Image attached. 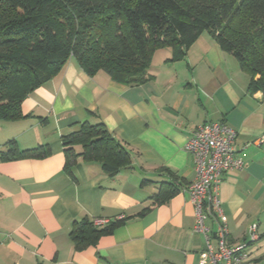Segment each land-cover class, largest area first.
Listing matches in <instances>:
<instances>
[{"label": "crops", "instance_id": "1", "mask_svg": "<svg viewBox=\"0 0 264 264\" xmlns=\"http://www.w3.org/2000/svg\"><path fill=\"white\" fill-rule=\"evenodd\" d=\"M170 47L154 51L151 79L138 86L87 75L70 59L22 103L24 118L0 121V150L48 145L39 160H0V264H201L204 236L195 232L194 207L183 190L195 179L184 144L194 128L223 122L237 133L241 170L223 175L219 198L228 242L259 239L250 258L264 264V99L247 90L249 77L233 55L203 31L173 59ZM103 123L128 147L132 166L116 176L78 159L64 172L61 137L79 125ZM263 138V142L259 143ZM162 183L178 192L166 203L151 199ZM122 216L93 246L76 249L75 222ZM212 243L217 220L205 221Z\"/></svg>", "mask_w": 264, "mask_h": 264}, {"label": "trees", "instance_id": "2", "mask_svg": "<svg viewBox=\"0 0 264 264\" xmlns=\"http://www.w3.org/2000/svg\"><path fill=\"white\" fill-rule=\"evenodd\" d=\"M203 31L236 59L249 77L247 90L264 99V0H0V121L24 118V100L70 59L89 76L103 72L138 86L151 79L155 50L170 47L173 59L181 58ZM61 144L70 176L78 159L96 163L109 177L132 166L131 151L103 123L85 122ZM49 155L48 145L20 150L14 140L0 150L5 162ZM177 192L162 183L151 199L160 205ZM119 222L97 228L83 219L69 235L84 249Z\"/></svg>", "mask_w": 264, "mask_h": 264}, {"label": "built area", "instance_id": "3", "mask_svg": "<svg viewBox=\"0 0 264 264\" xmlns=\"http://www.w3.org/2000/svg\"><path fill=\"white\" fill-rule=\"evenodd\" d=\"M237 133L223 122H205L194 128L184 144V151L194 159L195 179L184 190L194 207V231L202 234L205 248L199 253L201 264H258L250 258L249 247L259 238L256 224L249 227L247 240L232 245L228 242L219 187L223 175L243 168V161L234 149ZM263 142V138L258 141ZM218 224L214 233L215 244L205 224L208 214ZM123 217L92 221L97 228L120 221Z\"/></svg>", "mask_w": 264, "mask_h": 264}]
</instances>
